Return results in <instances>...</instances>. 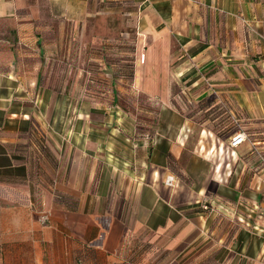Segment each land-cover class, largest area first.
<instances>
[{
	"label": "crops",
	"instance_id": "1",
	"mask_svg": "<svg viewBox=\"0 0 264 264\" xmlns=\"http://www.w3.org/2000/svg\"><path fill=\"white\" fill-rule=\"evenodd\" d=\"M111 8L146 59L134 85L154 126L116 112L61 132L53 116L49 163L31 151L46 119L20 101L78 22L104 26ZM238 122L264 126V0H0V264H264V147L232 146Z\"/></svg>",
	"mask_w": 264,
	"mask_h": 264
},
{
	"label": "rangeland",
	"instance_id": "2",
	"mask_svg": "<svg viewBox=\"0 0 264 264\" xmlns=\"http://www.w3.org/2000/svg\"><path fill=\"white\" fill-rule=\"evenodd\" d=\"M111 9L104 26L100 18L104 15L102 13L97 14L94 23L90 18L78 22L74 28L77 40L62 43V55L45 58L46 66L49 68L48 72L42 75L41 88H36L29 98L25 96L27 98L20 101L26 106L27 112L46 119L45 126L37 122L32 124L35 136L31 138L34 143L31 151L40 152L49 163H52L53 156L50 154L47 138L43 135L45 131L53 129L54 124L51 122L53 116L60 119V122L55 123L54 129L61 132L72 128L74 124L78 129H82L85 115L88 116L87 121L91 120L94 128H102L105 117L116 112L133 116L137 132L152 131L160 107L134 85L135 67L140 61L144 63L146 59L141 60L139 57L135 29L127 20L126 14L120 13L125 21L121 26L118 13L112 12L116 9ZM94 24L97 31L104 34L96 42L88 43L87 35H90V29ZM65 30V34L71 33V26H66ZM48 38L49 41L46 43L51 45V37ZM40 98L43 99L40 101ZM212 110L208 113L216 118L214 129L217 133L223 134L227 124L224 109L222 107L218 110L215 107V111ZM72 116H75V120L71 118ZM195 117L197 120L207 118L205 112ZM108 124L111 127L117 125L114 119ZM121 124L123 125L122 122ZM234 129L239 132L238 134L246 132L245 140L253 147L255 145L264 147V126L243 128L238 122ZM261 151L258 159L261 157L263 165L255 166L251 171L253 174L261 172V168H264V150ZM203 211H212V208L208 205Z\"/></svg>",
	"mask_w": 264,
	"mask_h": 264
},
{
	"label": "built area",
	"instance_id": "3",
	"mask_svg": "<svg viewBox=\"0 0 264 264\" xmlns=\"http://www.w3.org/2000/svg\"><path fill=\"white\" fill-rule=\"evenodd\" d=\"M245 135L243 133L240 134H236L232 139H231V145L232 146H236L238 144H240L241 142H243L245 140ZM174 182V177L173 176H168L166 177V184L167 185H172ZM204 209H207V205H204L203 207Z\"/></svg>",
	"mask_w": 264,
	"mask_h": 264
},
{
	"label": "trees",
	"instance_id": "4",
	"mask_svg": "<svg viewBox=\"0 0 264 264\" xmlns=\"http://www.w3.org/2000/svg\"><path fill=\"white\" fill-rule=\"evenodd\" d=\"M224 131V130H223ZM227 133V132H226ZM219 135H224V132H223V134H220V133H218Z\"/></svg>",
	"mask_w": 264,
	"mask_h": 264
}]
</instances>
